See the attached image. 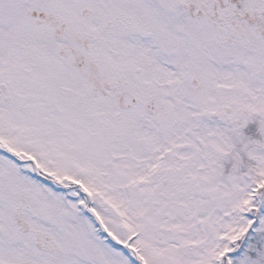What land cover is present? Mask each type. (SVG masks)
<instances>
[{
	"label": "snow or ice",
	"instance_id": "6c2138e0",
	"mask_svg": "<svg viewBox=\"0 0 264 264\" xmlns=\"http://www.w3.org/2000/svg\"><path fill=\"white\" fill-rule=\"evenodd\" d=\"M0 264H264V0H0Z\"/></svg>",
	"mask_w": 264,
	"mask_h": 264
}]
</instances>
